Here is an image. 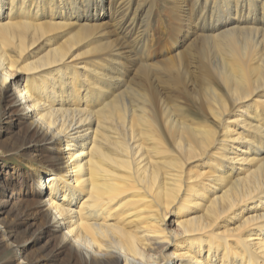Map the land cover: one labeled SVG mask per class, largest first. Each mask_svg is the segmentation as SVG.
<instances>
[{
  "label": "bare ground",
  "instance_id": "obj_1",
  "mask_svg": "<svg viewBox=\"0 0 264 264\" xmlns=\"http://www.w3.org/2000/svg\"><path fill=\"white\" fill-rule=\"evenodd\" d=\"M151 1L0 0V139L37 187L12 220L0 183L3 264H264V0H168L152 48Z\"/></svg>",
  "mask_w": 264,
  "mask_h": 264
},
{
  "label": "rangeland",
  "instance_id": "obj_2",
  "mask_svg": "<svg viewBox=\"0 0 264 264\" xmlns=\"http://www.w3.org/2000/svg\"><path fill=\"white\" fill-rule=\"evenodd\" d=\"M151 2H154L153 4L155 6V9L153 10V13L149 18V23H150L149 24L150 26L149 34L151 32L152 37H153V38L151 37L149 40L150 42L149 46L153 47V45L158 39L168 36V33L166 32V30H164V32H161V29H164V26L166 27V24L172 23V20L174 18L172 13H176V12L171 9V5L173 2H169L168 0H152ZM107 6H108V0H106L105 7ZM112 12H114V8L111 9L110 13ZM108 13L109 12L107 10L102 11V13H100V15L104 17L103 22L107 24L106 25L107 30H105V34L103 35L102 39H100V42H103V46H110V47L117 48L119 46L118 45L119 34H117V32L112 27L110 17L107 15ZM191 38L192 36L190 34V38L188 40H182V41L179 40V41L184 42V45H185ZM59 39L57 40V44H59ZM132 55L135 58V55L133 53ZM124 56H125V53H124ZM123 57H121V60L123 62V68H128L130 66L129 74L127 73V76L124 77L126 81H129L133 73V71L131 72L130 70L131 68L134 69L133 67H135V65L130 62L132 58H125V57L123 58ZM81 60H84V58L78 57L74 59L73 61L78 62ZM1 115L2 113L0 112V117ZM25 147H26L25 141L12 140L10 139L9 135L0 139V172H1L0 173V183L1 185L5 187L6 192H9L12 187V190L14 191V194L16 195V197L9 200L8 202V207L11 206L13 208V210L11 211L12 216L9 217V218H12V220L18 217H23L24 212L29 213L31 211V208L29 207V203L31 202V197L35 196V193L37 192L36 190L37 187L35 185L32 186V184L30 183L31 181H29L30 179L32 180V176L25 175V174H28L27 172L30 170V168L26 166L28 162L30 164V161L27 155L24 154ZM32 164H34L36 168V172H39L41 174L42 173L48 174L46 169L42 168L44 166H40V164L37 161L32 162ZM42 180L44 182L40 190L44 189L46 185L44 178H42ZM45 194H47L46 189H45ZM4 214L5 213L1 214L0 219H2L5 216ZM27 220H32V216L27 217ZM38 227L39 225H32L29 231L37 232ZM47 230L53 233L52 226H48ZM45 239H49L47 233L44 234L43 240ZM51 243H53V241H51ZM19 244H24L26 246L25 251L23 252V256L25 258L35 257L38 253H40L39 251L37 252L38 244H34L31 241L29 242L28 234L26 235L22 234V236L19 238ZM50 249L51 247L48 248V250ZM14 256L15 254L12 249H6L3 252L0 251V264H3L5 259L11 258V257L13 258ZM60 258L62 259L63 257H58V261H60ZM40 261L43 262L44 258H41V260H39L38 262ZM39 264H46V263H39Z\"/></svg>",
  "mask_w": 264,
  "mask_h": 264
}]
</instances>
